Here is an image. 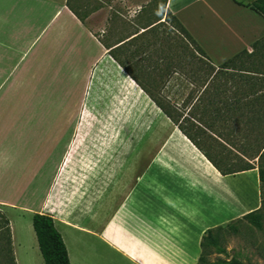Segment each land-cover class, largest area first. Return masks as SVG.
I'll return each instance as SVG.
<instances>
[{
  "label": "crops",
  "instance_id": "crops-1",
  "mask_svg": "<svg viewBox=\"0 0 264 264\" xmlns=\"http://www.w3.org/2000/svg\"><path fill=\"white\" fill-rule=\"evenodd\" d=\"M65 3L66 0H0L1 136L10 132L11 125L16 126L15 130L19 133L21 126L30 119L32 123H37L39 110L46 107L53 109L52 122L49 119V124L55 125V103H45L43 99L45 52L49 58L52 55L54 57L55 51L58 54L60 52L62 39L69 43L72 39L76 41L77 25L81 26L87 32V37L97 45L98 58L105 62L104 67L100 69L97 83H106L113 95L114 100H110L108 109L121 110L126 101L134 107L136 102H141L142 96L159 110L110 55V51H113L116 60L122 62L131 74L140 79L134 64L138 59L134 54L138 41L126 44L136 35L116 43L123 37L115 41L110 37V29L102 31L99 36H105L113 44L107 49L75 18ZM165 7L214 65L221 64L242 50L251 52V45L264 37V18L248 8L238 6L232 0H167ZM141 33H144V30L141 29L138 34ZM57 107L59 130V105ZM92 119L94 116L87 115L85 105L81 112L79 133L76 117L72 124L71 132H75L72 147L82 139L80 134ZM97 121L103 124L102 121ZM8 122L10 124L7 126ZM69 124L71 125V121ZM175 131L178 134L176 144L156 152L142 170L139 165L132 181H118L116 185L110 180V164L114 153L109 154L107 140L98 133L89 136L86 134L88 137L85 140L88 143L85 145V157L93 166L87 170V180L94 170H101V221L95 207L97 200L95 202L93 198L96 195L91 193L87 200L86 185L83 210L98 212L99 230L81 228L78 225L80 222L60 223L52 216L55 228L67 249L70 264H87V261L84 262L83 258L79 257V249H73L71 252L63 233L66 229L96 237L97 241L116 252L126 264H196L200 254V241L207 230L243 217L259 206L257 179L254 203H246L235 183H231L237 177L251 174L252 170L234 175H220L176 127ZM72 147L64 167L69 163L70 155L74 151ZM116 150L120 160L122 159V171L129 170L130 161L126 164L124 159L125 149L117 146ZM127 153L128 157L134 151ZM153 166L155 170L151 174ZM147 172H150L148 179ZM162 174L165 180L161 179ZM227 183L228 186H222ZM48 187L49 185L46 191ZM89 189L91 191L92 186ZM46 191L40 199L31 194V200L21 205L20 208L30 214V218L35 213L44 214L40 207L46 204ZM56 193L54 189L52 200ZM113 197L117 199L114 203L116 207L114 206L109 215L105 211L108 210V204H113ZM15 205L12 201L0 198V210ZM73 240L76 241L77 248H90L83 241L75 238ZM33 241L36 243V239ZM39 256L37 264H43Z\"/></svg>",
  "mask_w": 264,
  "mask_h": 264
},
{
  "label": "rangeland",
  "instance_id": "rangeland-1",
  "mask_svg": "<svg viewBox=\"0 0 264 264\" xmlns=\"http://www.w3.org/2000/svg\"><path fill=\"white\" fill-rule=\"evenodd\" d=\"M98 2L101 8L89 17L87 26L94 35H101L102 31L110 29V37L114 40L127 37L138 25H145L149 20H155L162 4V0H99ZM76 32V41L72 39L69 43L63 41L66 39H62L59 54L55 51L54 57L52 55L49 58L45 52L43 99L45 103H55V125L49 124V119L52 122L53 109L46 107L39 110L37 123H32L30 119L21 126L19 133L15 130L16 126L11 125L9 133L0 135V198L16 204L1 211L10 223L17 264H37L40 253L37 243L33 241L36 239L34 231L30 230V214L20 207L31 200V194L40 199L48 185L46 204L40 207L42 213L55 217L60 223L80 222L78 225L81 228L95 231L100 229L101 196L99 194L102 189V176L101 170L97 168L87 180V170L93 166L85 157V145L88 143L86 137L98 133L107 140L109 154L114 153L110 164V180L115 185L118 181H132L139 165L142 170L156 152L177 143L178 134L175 127L142 96L141 102H136L134 107L126 101L125 107L121 110L108 109V104L111 105L110 100H114L113 95L110 93V88L106 87V83H97L100 69L104 67L105 62L98 58L99 49L87 37V32L79 25L76 26ZM138 45L148 49L154 58L155 55L160 56L163 62H169L178 69V74L170 79L162 92L169 102L181 104L186 94V91L181 93V85L184 84L185 74L189 71L193 72L195 81L203 80L204 70L197 61L199 56L193 52L183 35L174 29L171 23L157 26L151 34L139 39ZM260 57H264V51L257 50L251 58L246 59V66L251 68L252 63L264 60ZM201 59L208 63L205 58L201 57ZM57 105H59L61 121L59 130ZM85 105H87V115L94 116V119L80 134L82 139L72 147L75 137V132H71L72 124L76 117L77 133H79L81 112ZM97 120L102 121L103 124L98 123ZM9 124L10 122L7 126ZM117 146L125 149L124 159L126 164L128 160L130 161L129 170L122 171V159L120 160L118 156ZM70 147L74 148V151L70 155L69 163L64 167ZM129 151H134L137 155L132 153L127 157ZM254 164L256 168L250 172L251 174L231 181L232 184L235 183L239 194L246 199V203L256 202L255 180L257 179L259 187L257 170L259 165L264 168V159H255ZM154 170L153 166L150 170L151 174ZM149 174L150 172H147L146 179L149 178ZM161 177L165 180L164 174ZM85 185L88 187L87 200L91 193L96 195L93 198L95 202L97 200L95 207L99 212V221L97 211L83 210L82 203L86 202ZM228 185L227 183L222 186ZM90 186H92L91 191ZM54 189L57 193L52 200ZM261 189V198L264 200V185ZM113 200V204L107 205L106 214L110 215L116 207L114 204L116 197H113ZM256 209H259L260 228L242 217L220 226L225 228L218 233L220 247L225 253L217 254L211 248V253L207 257L210 263L225 261L235 256L241 264H264V204L261 205L260 200ZM227 226L231 227L227 228ZM63 233L66 235L71 252L73 249H79V257L83 258L84 262L87 261V264H126L116 252L106 248L94 236L74 233L71 229H66ZM73 238L83 241L90 248H77ZM74 252L77 254L76 251Z\"/></svg>",
  "mask_w": 264,
  "mask_h": 264
},
{
  "label": "trees",
  "instance_id": "trees-1",
  "mask_svg": "<svg viewBox=\"0 0 264 264\" xmlns=\"http://www.w3.org/2000/svg\"><path fill=\"white\" fill-rule=\"evenodd\" d=\"M98 1L66 0L65 6L85 28L92 32L87 26V20L101 8ZM232 1L264 18V0ZM166 2L167 0H162L160 13L155 20H149L145 25H138L129 36L121 38L116 43L136 35L126 43L129 45L151 34L157 26L171 23L173 28L183 35L193 52L199 56L197 61L204 70L203 80L199 82L194 80L192 71L185 74L181 93L186 91V94L180 105L169 102L167 96L162 93L170 79L178 74L176 67L169 62H163L160 56L155 55L154 58L148 49L138 45L134 49V54L138 57L134 63L140 75L138 79L122 62L116 60L113 51H110V55L220 175H234L254 170L256 168L254 160L264 159V60L252 63L251 68L246 66L245 61L257 50L264 51V37L251 45V52L242 50L214 66L179 21L166 9ZM141 29L144 33L138 34ZM93 36L103 47L108 49L113 46L111 40L105 36L100 37L94 34ZM189 86L192 88H188ZM257 171L262 205L264 204L261 198L264 168L259 165ZM258 212L259 209L253 210L242 219L249 220L254 226L260 228ZM31 225L43 264H70L67 249L55 228L52 217L35 213L31 218ZM229 227L231 226H227ZM224 229L219 226L204 233L200 241V254L196 264H241L235 256L215 263H210L207 259L211 248L217 254L225 253L218 239V233ZM0 264H16L9 221L1 210Z\"/></svg>",
  "mask_w": 264,
  "mask_h": 264
}]
</instances>
